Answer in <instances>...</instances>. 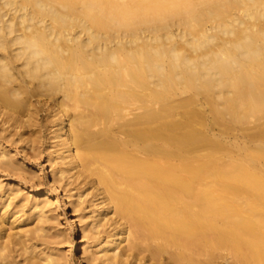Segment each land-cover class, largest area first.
Here are the masks:
<instances>
[{"label":"bare ground","instance_id":"bare-ground-1","mask_svg":"<svg viewBox=\"0 0 264 264\" xmlns=\"http://www.w3.org/2000/svg\"><path fill=\"white\" fill-rule=\"evenodd\" d=\"M43 96L58 171L114 223L100 264H264V0H0V115ZM43 194L38 222L69 197L55 175ZM39 229L0 220V259Z\"/></svg>","mask_w":264,"mask_h":264},{"label":"rangeland","instance_id":"rangeland-1","mask_svg":"<svg viewBox=\"0 0 264 264\" xmlns=\"http://www.w3.org/2000/svg\"><path fill=\"white\" fill-rule=\"evenodd\" d=\"M30 118H21V125L0 115V220L7 232L18 229H32L37 224L41 229L27 232V243L31 248L24 251L19 244L9 245L7 257L0 264H42L41 259L48 254L58 257L61 264H100L99 245L112 230L109 222L98 229L91 222L98 197L92 183L86 179L59 172V146L54 138L58 128L51 112V100L43 97L31 98ZM67 128V122H63ZM216 130V129H215ZM215 132V131H214ZM234 133V132H233ZM232 134H229L230 137ZM236 140L230 137V141ZM241 142V139H237ZM250 146L248 150H251ZM4 157L1 158V153ZM243 151L228 147L223 150L224 159L238 156ZM64 166H62L63 168ZM59 180L61 188L69 197L67 204H56L54 197L44 208V220L37 221L34 202L42 201L44 191L50 189L53 176ZM72 209L81 218L76 224L71 221ZM82 228L86 230L85 242H80ZM231 258L227 251L217 253L215 264H227Z\"/></svg>","mask_w":264,"mask_h":264}]
</instances>
